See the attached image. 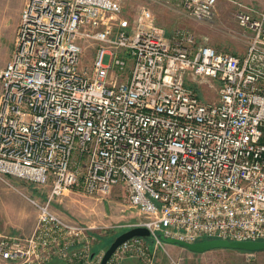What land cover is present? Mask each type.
Returning <instances> with one entry per match:
<instances>
[{
	"label": "built area",
	"instance_id": "1",
	"mask_svg": "<svg viewBox=\"0 0 264 264\" xmlns=\"http://www.w3.org/2000/svg\"><path fill=\"white\" fill-rule=\"evenodd\" d=\"M216 2L182 0L178 12L206 21ZM233 3L241 54L168 33L145 5L128 18L117 0L23 1L0 68V181L48 190L24 195L35 224L0 233V264L99 263L100 226L52 209L69 189L122 186L142 217L129 227L149 239L121 242L104 264H152L162 236L264 240V10ZM214 84L216 99H201Z\"/></svg>",
	"mask_w": 264,
	"mask_h": 264
},
{
	"label": "rangeland",
	"instance_id": "2",
	"mask_svg": "<svg viewBox=\"0 0 264 264\" xmlns=\"http://www.w3.org/2000/svg\"><path fill=\"white\" fill-rule=\"evenodd\" d=\"M24 0H0V68L9 56L18 22L19 10ZM121 6V16L131 18L141 5L147 6L154 18L169 22L170 33L175 27H186L196 36L205 37L206 42L218 51L241 54L245 48L248 34L236 23L233 16L239 2L260 11L264 10V0H217L213 17L206 21H195L178 12L182 0L155 2L152 0H117ZM165 11L166 15L159 13ZM158 12V14H157ZM88 47L82 54V61L88 60ZM216 85L201 88V99H216ZM0 181V233L26 235L30 233L37 211L24 198V195L40 197L48 190L43 185L7 178ZM38 195H36V194ZM52 209L65 219L100 226L92 250L105 249L111 239L127 229L129 225L142 220L135 209L129 208L125 201L122 186H116L101 196H89L80 190L69 189L53 200ZM93 230V229H92ZM145 239H149V234ZM150 249L152 247L150 246ZM152 264H264V250L242 251L231 248H215L203 252H192L186 248L164 242L151 251ZM131 264H140L137 259L126 258ZM121 261L120 264L123 262ZM129 264V263H128Z\"/></svg>",
	"mask_w": 264,
	"mask_h": 264
},
{
	"label": "water",
	"instance_id": "3",
	"mask_svg": "<svg viewBox=\"0 0 264 264\" xmlns=\"http://www.w3.org/2000/svg\"><path fill=\"white\" fill-rule=\"evenodd\" d=\"M146 228L141 226L129 227L115 235L101 256L98 264H104L109 255L121 242L134 237L140 236L146 238L148 236ZM163 242L172 243L186 248L192 252H203L215 248H231L244 251H259L264 250V240H225V239H203L192 243L184 242L176 238L161 237Z\"/></svg>",
	"mask_w": 264,
	"mask_h": 264
},
{
	"label": "crops",
	"instance_id": "4",
	"mask_svg": "<svg viewBox=\"0 0 264 264\" xmlns=\"http://www.w3.org/2000/svg\"><path fill=\"white\" fill-rule=\"evenodd\" d=\"M215 11H216V10H215ZM159 13H163V14L166 15L165 11H162V12L159 11ZM157 14H158V12H157ZM158 22L160 23V26L163 27V28L168 32L167 28H169V25H170L169 22H167V21H161V20H160V21L158 20ZM185 28H186V27H185ZM168 33H169V32H168ZM232 53H234V52H232ZM234 54H236V53H234ZM130 261H132V260H125V261H122V262H123L122 264H128V263L131 264Z\"/></svg>",
	"mask_w": 264,
	"mask_h": 264
},
{
	"label": "trees",
	"instance_id": "5",
	"mask_svg": "<svg viewBox=\"0 0 264 264\" xmlns=\"http://www.w3.org/2000/svg\"><path fill=\"white\" fill-rule=\"evenodd\" d=\"M242 251H244V250H242ZM249 252H251V251H249Z\"/></svg>",
	"mask_w": 264,
	"mask_h": 264
}]
</instances>
